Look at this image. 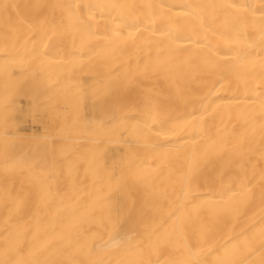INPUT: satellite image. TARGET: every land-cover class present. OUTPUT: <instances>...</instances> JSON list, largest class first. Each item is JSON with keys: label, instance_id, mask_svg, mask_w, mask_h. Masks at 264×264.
Wrapping results in <instances>:
<instances>
[{"label": "bare ground", "instance_id": "obj_1", "mask_svg": "<svg viewBox=\"0 0 264 264\" xmlns=\"http://www.w3.org/2000/svg\"><path fill=\"white\" fill-rule=\"evenodd\" d=\"M0 264H264V0H0Z\"/></svg>", "mask_w": 264, "mask_h": 264}]
</instances>
